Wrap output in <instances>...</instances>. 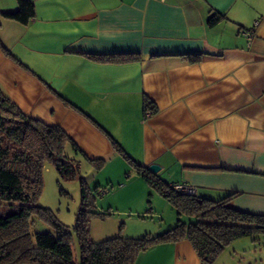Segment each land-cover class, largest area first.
I'll return each instance as SVG.
<instances>
[{
    "label": "crops",
    "instance_id": "obj_1",
    "mask_svg": "<svg viewBox=\"0 0 264 264\" xmlns=\"http://www.w3.org/2000/svg\"><path fill=\"white\" fill-rule=\"evenodd\" d=\"M30 1L26 25L0 16V88L25 114L62 127L90 158L119 157L108 134L168 184L237 192L234 208L264 214V0ZM213 12L223 17L209 26ZM128 53L139 58L87 56ZM144 96L156 106L146 118ZM137 259L199 264L186 240Z\"/></svg>",
    "mask_w": 264,
    "mask_h": 264
},
{
    "label": "trees",
    "instance_id": "obj_2",
    "mask_svg": "<svg viewBox=\"0 0 264 264\" xmlns=\"http://www.w3.org/2000/svg\"><path fill=\"white\" fill-rule=\"evenodd\" d=\"M16 2V9L0 10V16L26 25L34 17V6L30 0ZM222 17L220 13L213 12L207 24L214 26ZM0 49L7 53L1 43ZM87 56L97 60L139 58L132 53ZM198 59L199 55L190 57L191 61ZM64 102L76 108L68 101ZM142 113L144 118L156 113V106L146 96L143 97ZM107 137L114 151L173 207L176 214L174 226L155 235L147 233L138 238L116 235L94 241L89 234V220L91 217L101 218L103 214L94 210V197L83 179L79 188L80 208L72 231L47 208L38 206L44 161L51 162L61 178L73 179L78 173V161L65 155L67 145L98 167L104 165L105 160L88 157L62 127L25 114L0 89V264H136L139 255L146 250L182 240L191 244L199 264H214L233 241L246 237L258 241L259 236L264 235V214L231 205L237 192L213 199L199 196L196 191H176L174 186L177 184H168L151 173L147 167L133 160L110 135ZM34 215L47 221L54 233L32 234L30 227ZM184 216L190 219L185 222ZM72 234L77 242L78 260L73 254Z\"/></svg>",
    "mask_w": 264,
    "mask_h": 264
},
{
    "label": "rangeland",
    "instance_id": "obj_3",
    "mask_svg": "<svg viewBox=\"0 0 264 264\" xmlns=\"http://www.w3.org/2000/svg\"><path fill=\"white\" fill-rule=\"evenodd\" d=\"M67 106L72 107L69 104ZM65 155L78 161V173L73 179L61 178L53 164L44 161L41 168L42 188L37 204L47 208L71 231L80 208L81 179L94 197V210L103 214L101 218L91 217L89 220V234L94 241L116 235L129 238H138L147 233L155 235L158 231L160 233L174 226L176 214L173 207L152 190L120 155L114 161L103 157L106 162L100 167L76 154L68 145ZM189 219L183 217L185 222ZM31 221L32 234L54 233L50 224L38 216L34 215ZM72 236L73 254L78 260L77 242L75 235ZM214 264H264V235L259 236L258 241L250 237L235 240L224 249Z\"/></svg>",
    "mask_w": 264,
    "mask_h": 264
},
{
    "label": "built area",
    "instance_id": "obj_4",
    "mask_svg": "<svg viewBox=\"0 0 264 264\" xmlns=\"http://www.w3.org/2000/svg\"><path fill=\"white\" fill-rule=\"evenodd\" d=\"M243 35L248 39V44H249V41L251 40V35H252L251 31L243 30ZM174 190L184 191L187 193H195V189L193 187L186 186V185H180V184L175 185Z\"/></svg>",
    "mask_w": 264,
    "mask_h": 264
},
{
    "label": "water",
    "instance_id": "obj_5",
    "mask_svg": "<svg viewBox=\"0 0 264 264\" xmlns=\"http://www.w3.org/2000/svg\"><path fill=\"white\" fill-rule=\"evenodd\" d=\"M147 169H148L151 173L156 174V173L158 172V170H159V166L156 165V164H151V165H149V166L147 167Z\"/></svg>",
    "mask_w": 264,
    "mask_h": 264
}]
</instances>
